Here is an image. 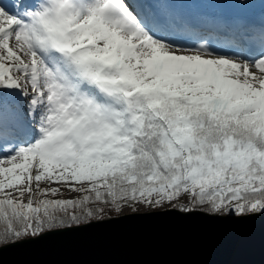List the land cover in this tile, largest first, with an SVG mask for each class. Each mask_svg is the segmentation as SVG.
<instances>
[{
  "label": "snow or ice",
  "instance_id": "1",
  "mask_svg": "<svg viewBox=\"0 0 264 264\" xmlns=\"http://www.w3.org/2000/svg\"><path fill=\"white\" fill-rule=\"evenodd\" d=\"M233 8L247 25L213 34L154 0H0V243L140 205L264 212V3Z\"/></svg>",
  "mask_w": 264,
  "mask_h": 264
},
{
  "label": "water",
  "instance_id": "2",
  "mask_svg": "<svg viewBox=\"0 0 264 264\" xmlns=\"http://www.w3.org/2000/svg\"><path fill=\"white\" fill-rule=\"evenodd\" d=\"M0 264H264V213H129L0 247Z\"/></svg>",
  "mask_w": 264,
  "mask_h": 264
},
{
  "label": "bare ground",
  "instance_id": "3",
  "mask_svg": "<svg viewBox=\"0 0 264 264\" xmlns=\"http://www.w3.org/2000/svg\"><path fill=\"white\" fill-rule=\"evenodd\" d=\"M238 3H264V2L263 0H214L213 2H211V4L209 3L204 8L203 12L202 10H196L194 13L190 12L191 8L193 7H191L188 10H185V7L183 5H179L177 13L174 10V5L172 8V4H170V9L176 15H178V19H180L188 26L189 30L195 28L205 31H211L213 34H223L224 32L227 31L236 32L237 28H235V30H229L230 28L228 30H223V31L216 30V28L213 26V23L215 22L213 18L221 17L224 19L225 22H227L229 26H233V25L235 26L237 25L238 22L241 21L246 22V20H248V18L243 13L233 8V5H236ZM218 8L220 10L219 12H217Z\"/></svg>",
  "mask_w": 264,
  "mask_h": 264
},
{
  "label": "rangeland",
  "instance_id": "4",
  "mask_svg": "<svg viewBox=\"0 0 264 264\" xmlns=\"http://www.w3.org/2000/svg\"><path fill=\"white\" fill-rule=\"evenodd\" d=\"M154 1L159 2V3H167L169 8H170V4H172V8L174 5V10L176 13L178 12L177 10H178L179 5H183L185 7V10H188L191 7H193V8H191L190 12L194 13L196 10H202V12H203L204 8L209 3L211 4V2H213L214 0H184V1L183 0H154ZM263 2H264V0H263ZM224 6H226V5H224ZM219 8L217 9L218 10L217 12L220 11ZM202 12H200V13H202ZM217 15H219V14H217ZM213 20L215 21L213 23V26L216 28V30H219V31L228 30L229 28H230L229 30H235V28H237V30L239 31L240 29H242L244 27L243 26L244 24H241L240 22L237 23V25H235V26L234 25L229 26L227 24V22H225L224 20L220 21L221 17L213 18ZM187 201H188V198L185 196L180 200V203L186 204ZM164 210L180 211L178 208L171 206V205H165L163 207H156V208H151V207H146L144 205H140V206H138L137 210H135V211H133L132 208H125L119 215H124V214H129V213H145V212H152V211H164ZM180 212H183V211H180Z\"/></svg>",
  "mask_w": 264,
  "mask_h": 264
},
{
  "label": "trees",
  "instance_id": "5",
  "mask_svg": "<svg viewBox=\"0 0 264 264\" xmlns=\"http://www.w3.org/2000/svg\"><path fill=\"white\" fill-rule=\"evenodd\" d=\"M188 202V201H187ZM187 204V203H186ZM195 210H200V211H202V212H204V213H206V214H210L209 212H207V211H205L204 209H202V208H196ZM195 210H193V211H195ZM261 213H264V212H261ZM118 215L115 213V212H113V211H107L106 212V218L105 219H107V218H112V217H117ZM222 216H228V217H235L236 215L235 214H233V213H230L229 215H222ZM94 221H96V220H94ZM83 224H85V223H81V224H79V225H83ZM79 225H73V226H71V227H74V226H79ZM58 229H62V228H58ZM53 230H55V229H53ZM44 232H47V231H44ZM44 232H42V233H44ZM33 237H35V236H31V235H29V236H26V237H23V238H21V239H19V240H10L9 242H7V243H0V247L1 246H4V245H7V244H10V243H13V242H17V241H21V240H24V239H28V238H33Z\"/></svg>",
  "mask_w": 264,
  "mask_h": 264
},
{
  "label": "clouds",
  "instance_id": "6",
  "mask_svg": "<svg viewBox=\"0 0 264 264\" xmlns=\"http://www.w3.org/2000/svg\"><path fill=\"white\" fill-rule=\"evenodd\" d=\"M121 213V212H120ZM120 213H116L117 215H119ZM106 218V213L105 214H103V215H100V216H96V217H94V218H92V219H89L86 223H89V222H91V221H94V220H103V219H105ZM59 219H64L65 221H66V218H64V217H61V218H59ZM85 223V224H86Z\"/></svg>",
  "mask_w": 264,
  "mask_h": 264
}]
</instances>
